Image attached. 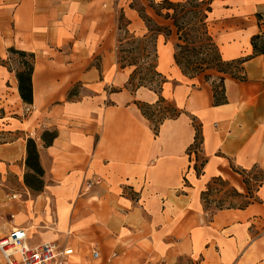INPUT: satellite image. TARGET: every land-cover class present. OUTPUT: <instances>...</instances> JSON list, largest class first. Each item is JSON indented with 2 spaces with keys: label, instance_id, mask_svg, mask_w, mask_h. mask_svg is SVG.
Wrapping results in <instances>:
<instances>
[{
  "label": "crops",
  "instance_id": "1",
  "mask_svg": "<svg viewBox=\"0 0 264 264\" xmlns=\"http://www.w3.org/2000/svg\"><path fill=\"white\" fill-rule=\"evenodd\" d=\"M129 1L0 0V60L9 48L34 56L31 105L0 66V130L13 131L0 145V234L36 227L29 243L69 246L68 264H264V185L244 208L210 213L201 199L213 178L246 195L238 172L264 173V54L251 57V38L264 34V0H226L213 18L222 58H248L244 81L225 77L220 106L209 83L174 64V36H155L156 70L167 79L161 96L181 112L156 134L134 102L158 96L126 90L132 69L117 63V11L131 33L147 34ZM191 118L201 125L198 161L188 154ZM44 131L56 132L47 147ZM27 138L44 172L38 194L23 184Z\"/></svg>",
  "mask_w": 264,
  "mask_h": 264
},
{
  "label": "trees",
  "instance_id": "2",
  "mask_svg": "<svg viewBox=\"0 0 264 264\" xmlns=\"http://www.w3.org/2000/svg\"><path fill=\"white\" fill-rule=\"evenodd\" d=\"M138 14L139 19L144 23L147 34L144 36H135L127 27L129 22L126 20L123 29L119 26V34L122 32L127 39L118 40L117 44V63L120 69L131 68L132 72L129 75L128 81L124 88L131 93H135L138 89L144 88L158 96V100L153 104H166L161 96V91L164 84L167 82L166 77L156 70V49L155 36L162 35L166 39L174 36V53L173 61L178 67L181 74L189 79L201 77L204 82L209 83L213 94V106H220L226 103L224 80L225 77H231L238 81H244V63L248 58H237L226 61L222 58L220 49L216 44L211 32L213 23L214 6L213 0H161L157 3L152 2L146 7L137 10L133 5H129ZM146 9L150 10L152 16L146 14ZM122 13V12H121ZM259 20L260 15H256ZM252 56L264 54V34L256 35L251 38ZM8 55L16 57V69L9 70L14 72L18 83V94L21 101L25 105L32 104V86L31 76L33 72L34 56L29 53L9 48ZM5 67L4 65H0ZM77 88V87H76ZM76 88L70 91L68 98L76 95ZM141 115L150 123L153 132L156 134L158 128L165 120L176 119L181 115L174 106L161 113V117L154 123L155 113L149 114L146 109H153V105H148L142 102H134ZM4 118V111L0 109V119ZM192 126L195 131L194 142L188 149V154L200 150L202 144L201 125L191 118ZM5 133L1 132L0 136ZM10 136L11 132H7ZM56 138V132L44 131L40 140L43 147L50 146ZM12 139H5L1 144L8 143ZM196 161L197 155H196ZM205 160H201L198 165L194 166V171L197 176L201 174ZM25 173L23 175L24 186L32 193L38 194L43 190L44 172L39 164L37 147L31 138L25 140ZM257 170V169H254ZM259 180L255 177H249V172H238L246 187V195L237 193L234 189V196L244 199L246 202L242 206L228 205L226 208H244L253 202H258L256 192L264 185V173L257 170ZM251 172V171H250ZM212 182L225 183L220 178H213L207 184V191L201 193V199L208 196V187ZM254 182L256 187L252 189L250 183ZM228 185V184H227ZM219 203V201L217 202ZM221 204L216 210L223 209Z\"/></svg>",
  "mask_w": 264,
  "mask_h": 264
},
{
  "label": "rangeland",
  "instance_id": "3",
  "mask_svg": "<svg viewBox=\"0 0 264 264\" xmlns=\"http://www.w3.org/2000/svg\"><path fill=\"white\" fill-rule=\"evenodd\" d=\"M172 1H176V0H172ZM226 0H213V6L215 8V12H214V17L216 18L219 14L218 11L222 10L227 3L225 2ZM152 2H159V0H130L129 1V5H133V7L137 10H140L141 6L144 8L147 5L151 4ZM2 5V4H0ZM147 12H150V10L146 9V14H148ZM117 20L119 21V26L121 29L124 28L125 23H126V19L124 18L123 13H121L120 11H117ZM143 26L144 23L142 22ZM141 25V24H140ZM9 27V26H7ZM127 36H125L122 32L119 34L118 33V40H124L127 39ZM16 57L15 56H10L8 55L5 59L0 60V65H4L7 69L9 70H15L16 69ZM6 76L5 71H3L0 68V87H3V84H5L4 78ZM171 106H174L173 103L171 101H168V103L166 104H159L157 106L153 105V109H146V111L151 114V113H155L157 117H155L153 119V122L155 123L162 115L161 113H165L167 109L171 108ZM166 114V113H165ZM27 115H23L21 116V118L26 119ZM13 123H15L14 121H12ZM3 132L5 133L4 135L0 136V142H2L3 140H7V139H11L13 137V131H3L0 130V133ZM7 132H11V135L9 136L7 134ZM259 172L257 170H252L251 172H249V177H256L259 180ZM11 181V179L9 180ZM250 187L252 189H254L256 187V184L254 182L250 183ZM208 196H206L204 199H206V202L204 203V207L210 212H214L216 210V208L221 204L223 207H227L228 205H233V206H242L246 201L242 198H238L236 196H234L233 192H232V188L229 187L227 184L225 183H218V182H212L209 187H208ZM27 198V197H26ZM219 201V203H217ZM28 209H30L31 207V203H28L27 205ZM29 218L32 219V213L31 211H29ZM36 227H32V229L29 230V235L32 237L35 232H36ZM1 235V234H0ZM2 236V235H1Z\"/></svg>",
  "mask_w": 264,
  "mask_h": 264
},
{
  "label": "built area",
  "instance_id": "4",
  "mask_svg": "<svg viewBox=\"0 0 264 264\" xmlns=\"http://www.w3.org/2000/svg\"><path fill=\"white\" fill-rule=\"evenodd\" d=\"M30 113L28 106L23 114ZM31 236L25 228L11 230L0 237V264H68L74 255L69 246L60 247L52 242H41L36 245L29 243ZM91 259H97L98 253L91 251Z\"/></svg>",
  "mask_w": 264,
  "mask_h": 264
}]
</instances>
